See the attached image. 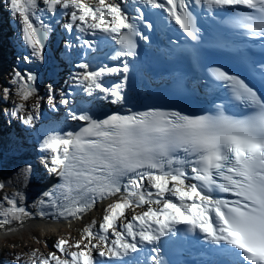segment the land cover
I'll return each mask as SVG.
<instances>
[{"label": "snow or ice", "instance_id": "6c2138e0", "mask_svg": "<svg viewBox=\"0 0 264 264\" xmlns=\"http://www.w3.org/2000/svg\"><path fill=\"white\" fill-rule=\"evenodd\" d=\"M133 4L130 14L127 0H98L95 7L84 0H42V5L40 0H7L10 13L18 14L29 51L22 57L27 67L13 68L7 86L0 83V170L16 172L21 185L4 198V222L30 215L26 193L46 173L56 181L41 188L34 201L40 215L50 210L75 219L95 200L114 202L98 231L84 230L85 243L59 239L53 247L60 256L32 252L30 264H106L96 260L93 249L112 260L142 252L145 245L150 247V264H167L162 247L171 240L161 238H176L175 225L180 224L189 234L198 229L204 241L219 246L212 253L217 264H232L231 249L251 264H264V0ZM192 5L204 10L208 35ZM215 10L232 15L216 17ZM45 14L66 16L64 31L77 33L79 47L65 40L60 53V61L75 69L63 83L58 78L60 63L50 64L45 55L54 41L53 26L42 19ZM168 31L175 38L166 36ZM240 35L247 36V42L237 43L234 37ZM101 47L109 48L108 59L119 63H95ZM74 49L83 51L75 64ZM39 65L47 69L43 95L38 81L45 73ZM157 71L171 81L164 96L185 102L189 82L192 90L204 85L210 106L202 108V114L173 110L177 107L164 106L150 95L141 101L143 111L123 108L135 96L137 81ZM106 77L116 82L105 86ZM220 88L226 94L217 103L212 94ZM101 100L117 106L103 118L97 116ZM44 104L47 112L42 111ZM228 105L235 110L230 112ZM189 179L196 182L186 183ZM130 204H146L147 210L120 223L118 230L114 220ZM109 229L114 237L110 243ZM180 239H187L186 234L180 233ZM222 242L230 247H221Z\"/></svg>", "mask_w": 264, "mask_h": 264}, {"label": "rangeland", "instance_id": "374dc122", "mask_svg": "<svg viewBox=\"0 0 264 264\" xmlns=\"http://www.w3.org/2000/svg\"><path fill=\"white\" fill-rule=\"evenodd\" d=\"M7 1V0H6ZM112 0H105V2H110ZM84 2L88 5L93 4L94 7L98 4V0H84ZM40 3L42 5V0H40ZM91 5V6H93ZM13 16V15H12ZM13 18L15 20L18 19V14L17 16H13ZM25 55V54H23ZM15 58L19 61L20 59L15 56ZM16 60V61H17ZM21 60H22V56H21ZM17 61V62H18ZM22 66V69H24L25 65L22 64V62L20 61L19 63ZM15 68L12 66V69ZM39 69H44V67L42 65L38 66ZM43 76V75H42ZM8 79V78H7ZM6 79V81H7ZM42 79V78H41ZM38 83L40 84V82L38 81ZM5 86H7V84L5 83ZM42 90L41 84H40V88H39V92ZM23 165H21L22 167ZM11 173V177L12 180L14 182V184H18L17 183V174L16 172L10 171ZM12 191H14L12 189ZM153 192V191H152ZM155 193V191L153 192V194ZM167 195V193H165ZM162 206V205H161ZM147 205L146 204H140V205H134V204H130L127 208H125L124 210H122V213H118L116 219L114 220V223L117 225V229L119 230V224L120 223H127L128 220L131 219L132 216H138L140 215L143 211L147 210ZM152 207L155 209L156 205L153 204ZM110 211V209L107 207L103 212L99 213L98 212L95 214V217H89L87 219V221H83L75 226H73L72 228H62L60 230H57V232L52 233L51 235L49 234H45L43 237L40 236H36L35 239L34 238H30V239H26V235L27 233L25 232H20L17 234V237L19 236H23L22 239H14L11 241H7V240H0V251L1 252H5V247L7 246V244H14L15 242H20L21 247L20 248H15L14 246H11L8 250L7 253L5 254H10V255H15V257L19 256L21 259H26L29 255V253H27V249L28 251H32V252H38L37 254H41L44 256H47L50 252H56V254L58 256L61 255V253H59L53 246L55 244V242H57L59 239H65L68 241L69 244H75L76 242H80L81 244L85 243L86 241L84 239H82L83 235H84V230L88 229L90 231L96 232L98 231L99 228V224L102 223V217L103 215ZM119 218H122L123 220H121V222L119 221ZM110 233L111 230L109 229ZM25 233V234H24ZM27 236H29V234H27ZM17 237H13V238H17ZM30 237V236H29ZM49 239L51 241V243H47L46 240ZM93 243H96V241L94 240ZM110 243V242H109ZM49 244H51L49 246ZM68 251H75L77 249L75 248H68ZM97 253L95 249L92 250V255Z\"/></svg>", "mask_w": 264, "mask_h": 264}, {"label": "bare ground", "instance_id": "6f19581e", "mask_svg": "<svg viewBox=\"0 0 264 264\" xmlns=\"http://www.w3.org/2000/svg\"><path fill=\"white\" fill-rule=\"evenodd\" d=\"M50 16V14H45V16L42 18L43 21L45 23H48L50 25H52L51 22H47L49 20H47L46 17ZM18 20V19H17ZM17 20H13V25H14V30L18 31L19 34L21 35L20 33V26L19 24L17 23ZM53 26V25H52ZM22 36V35H21ZM21 41V40H20ZM50 45V44H49ZM48 45V46H49ZM47 46V47H48ZM20 50L17 52V56L19 59H21V56L24 51L25 55L28 54V49L25 47L23 48L22 46H20ZM19 49V48H18ZM23 53V54H24ZM16 56V55H15ZM17 59H14L13 60V63L10 65V67H15V68H19V69H22V66L19 64L20 63V60L17 62L16 61ZM22 62H23V59H22ZM27 66H25L24 68H26ZM10 69V68H9ZM64 79L66 78H62L59 80L60 83H63ZM48 82V77L46 79V81H42V90L40 91V94L43 95L44 93V85ZM135 99V97H130L129 98V104H126L124 106H130L132 105V101ZM0 185H3L2 187H0V230H5V229H8L9 227L8 226H11L10 229L11 230H16V226H13L12 224L9 225L8 223H5L4 220H5V207L7 206L6 205V200L4 199L6 196H11L13 193H15L19 187H21V185L19 184H14L13 180H12V177H11V173H10V170L7 171V174H5L4 170H0ZM35 188L36 187H33L30 191V193H26V199H25V206L26 208L28 209V211L30 212V215L26 218H24L25 222H31L30 225H27L25 226L24 229H19L15 234H12V235H8V236H5V238H13V237H17V234L20 233V232H25V233H28L33 226H38L36 225L37 222L38 223H41L43 225H47L48 228H51V229H55V230H59V229H62L64 228L62 225H56L55 223H42V222H39V221H34L32 220V218L34 219V215L33 213L35 212V209L33 207L34 205V201H35ZM12 189L14 191H12ZM98 212V209L97 208H94L92 209L90 212L88 213H85L84 215H82L79 219L75 220L74 221V224H78V223H81L83 221H87V219L89 217H95V214ZM20 221V220H19ZM72 222V221H71ZM71 222H68L67 226L69 228H72L74 226V224H72ZM62 227V228H61ZM39 229V231L42 233V234H45L46 231H48V229L42 227V226H38L37 227ZM18 238V237H17Z\"/></svg>", "mask_w": 264, "mask_h": 264}, {"label": "trees", "instance_id": "16d2710c", "mask_svg": "<svg viewBox=\"0 0 264 264\" xmlns=\"http://www.w3.org/2000/svg\"><path fill=\"white\" fill-rule=\"evenodd\" d=\"M5 70L8 71V67H5ZM2 75H3V78L0 77V83H3L4 80L8 78V75L5 72H3ZM11 246H14L15 248H20L21 244L20 242H15L14 244H7V246H4L5 250L9 249Z\"/></svg>", "mask_w": 264, "mask_h": 264}]
</instances>
